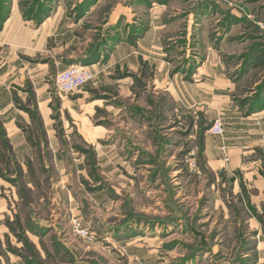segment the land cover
Returning a JSON list of instances; mask_svg holds the SVG:
<instances>
[{
    "label": "rangeland",
    "instance_id": "rangeland-1",
    "mask_svg": "<svg viewBox=\"0 0 264 264\" xmlns=\"http://www.w3.org/2000/svg\"><path fill=\"white\" fill-rule=\"evenodd\" d=\"M263 59L264 0H0V70L34 75L8 85L24 145L0 115V264H264ZM241 125L262 143L230 169Z\"/></svg>",
    "mask_w": 264,
    "mask_h": 264
},
{
    "label": "crops",
    "instance_id": "crops-1",
    "mask_svg": "<svg viewBox=\"0 0 264 264\" xmlns=\"http://www.w3.org/2000/svg\"><path fill=\"white\" fill-rule=\"evenodd\" d=\"M45 22H47V21H44V23ZM99 61L100 60L97 59L96 61L89 63L87 66V67H89V69L92 72H94L95 75L97 73L101 72V70H97L99 67L98 66ZM205 65L206 64L204 63L203 65H201L198 68L197 74H195V76H197L198 78L197 79L195 78L194 80H192L191 85L196 87V85H200L201 83H204V84L207 83V80H202V78H199L202 76V73L207 72V70L203 72V70L206 69ZM62 67L65 68L66 65H62ZM14 68L15 67H13L12 70ZM25 68L26 67L24 65L22 67V65L20 64L18 66V69H17L18 75H16V76H14V73L9 74V70L6 73L3 72L4 70H0V115L3 118L2 119L3 125L7 131V136L10 140V143H11L13 149H15L16 147L22 146L25 143V138H24L23 134L17 128L16 121H15L16 117H19V116H22L25 118V114L13 106L10 91L8 89V85L10 83H12L13 81L17 80V77L19 79L18 80L19 82H23V80L26 77H29V79H31V78L33 79L34 75H31L32 70L27 68L29 71H27V73H24ZM1 69H3V68H1ZM208 74H209V76H206V77L209 80L210 79L215 80V79H219V78L221 79L222 77H224V74L221 71H217V72H213V73H210L208 71ZM213 75H215L216 77H213ZM33 80H31V81L34 83ZM38 88H40V89H37L35 87L38 103H39V105L44 104L46 106V103L49 102L50 99H49V97L46 96V97L41 98V101H39L41 96L46 95V91H45V88H42L41 86H39ZM42 111L46 114L47 113V107H46V110H42ZM235 111L236 110H233L229 116L226 115L224 112L222 114H225L224 118H226V119L228 117L231 118V116H232V118H234L233 116H234V114H236ZM260 117H262V111L252 113L251 115L246 116V117H240V118L237 117L236 121H238L239 119H241L242 121H245V122L248 121V122H246L247 124H245V126L247 127L249 125V121H253V120L255 121ZM252 124L256 125V122H254ZM255 125H253V127H255ZM237 126H240V125H237ZM241 126L242 127L240 129H237L235 133L233 132L234 134L237 135V138H235V137L234 138H228V140L232 139V142L231 143L229 142L231 144V160L229 163L230 169H237V168L243 169V166H242L243 165V162H242L243 155L251 154L253 152L254 147H256V145H259L260 143H262L261 137L257 136L258 135L257 133H259V131L257 132L256 130H254V128L251 130L249 129L247 131L248 134L245 135V133H244L245 130L242 129L245 126L244 125H241ZM258 128L259 127H257V129ZM226 134H227V132H226ZM263 140H264V137H263ZM217 141H218V144H221L222 141L225 142V139H224V137L223 138L217 137ZM207 156H208L209 161H212V163L214 162V164H218L220 166V163H218V160L214 161L215 153L212 150H210V149L207 150ZM263 188L260 190L261 191L264 190ZM259 195H260V193L257 192V194L254 197H258ZM252 225H253V227L257 228L256 225H254V224H252Z\"/></svg>",
    "mask_w": 264,
    "mask_h": 264
},
{
    "label": "built area",
    "instance_id": "built-area-1",
    "mask_svg": "<svg viewBox=\"0 0 264 264\" xmlns=\"http://www.w3.org/2000/svg\"><path fill=\"white\" fill-rule=\"evenodd\" d=\"M94 78V73L87 66L81 64H72L62 71L58 72L55 77V87L61 95H72L77 90L86 86ZM207 133L212 136L223 138V128L220 120L216 119L207 129ZM222 159L224 162L229 160L228 149L222 141L219 145ZM78 232L86 233L81 229Z\"/></svg>",
    "mask_w": 264,
    "mask_h": 264
},
{
    "label": "water",
    "instance_id": "water-1",
    "mask_svg": "<svg viewBox=\"0 0 264 264\" xmlns=\"http://www.w3.org/2000/svg\"><path fill=\"white\" fill-rule=\"evenodd\" d=\"M242 8H243V10H244L246 13L248 12V10L246 9L245 6H242Z\"/></svg>",
    "mask_w": 264,
    "mask_h": 264
},
{
    "label": "trees",
    "instance_id": "trees-1",
    "mask_svg": "<svg viewBox=\"0 0 264 264\" xmlns=\"http://www.w3.org/2000/svg\"><path fill=\"white\" fill-rule=\"evenodd\" d=\"M262 65H264V59L261 61Z\"/></svg>",
    "mask_w": 264,
    "mask_h": 264
}]
</instances>
